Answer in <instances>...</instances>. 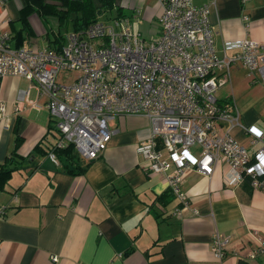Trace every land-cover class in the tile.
Here are the masks:
<instances>
[{
	"label": "crops",
	"instance_id": "0c3cea01",
	"mask_svg": "<svg viewBox=\"0 0 264 264\" xmlns=\"http://www.w3.org/2000/svg\"><path fill=\"white\" fill-rule=\"evenodd\" d=\"M92 1L98 6L99 0ZM192 2L213 3L209 22L219 56L225 41L252 38L264 44V0ZM27 3L33 10L25 16ZM65 7L58 0H0V21L14 43L45 47L54 44L57 33L64 34L59 24L72 25ZM111 9L137 26L143 39L157 36V0H114ZM226 54L233 56L236 50ZM234 69L245 72L234 65L230 81ZM0 101L8 117L0 126V167L13 170L0 186V205L6 207L0 217V264H237L264 235V193L253 190L248 181L228 184L224 162L211 176L196 170L186 173L181 187L198 213L185 209L176 216L180 203L165 175L150 172L136 152L149 135L145 116L112 119L108 126L116 132L97 158L87 160L73 147L71 156L61 154L55 162L48 151L59 133L46 97L27 79L6 76L0 79ZM239 113L243 124L264 130V120L258 125ZM231 133L249 144L240 128ZM215 231L229 237L222 259L211 251ZM251 262L264 264V253Z\"/></svg>",
	"mask_w": 264,
	"mask_h": 264
},
{
	"label": "built area",
	"instance_id": "2783aa9c",
	"mask_svg": "<svg viewBox=\"0 0 264 264\" xmlns=\"http://www.w3.org/2000/svg\"><path fill=\"white\" fill-rule=\"evenodd\" d=\"M157 2L161 6L158 34L150 40L134 33L127 18L117 16L114 24L96 20L67 32L59 47L17 46L0 21V79L23 77L35 86L46 97L59 133L55 146L72 144L87 160L97 158L116 132L108 126L112 119L145 116L149 135L138 143L136 152L150 172L165 175L180 203L174 211L178 217L185 209L198 213L181 187L186 173L196 170L211 176L219 162L226 164L228 184L248 181L253 190L264 193V130L243 124L228 98L217 96L230 82L234 65L245 70L251 84H264V44L252 38L225 41L219 56L209 22L213 3ZM243 20L249 30L248 17ZM229 49L236 54L228 56ZM0 113V126H5L8 117L1 101ZM234 127L247 135L248 145L234 138ZM48 156L56 162L53 150ZM5 210L0 205V217ZM228 243V236L215 231L213 255L222 259ZM262 253L264 235L243 256L254 259Z\"/></svg>",
	"mask_w": 264,
	"mask_h": 264
},
{
	"label": "rangeland",
	"instance_id": "374dc122",
	"mask_svg": "<svg viewBox=\"0 0 264 264\" xmlns=\"http://www.w3.org/2000/svg\"><path fill=\"white\" fill-rule=\"evenodd\" d=\"M117 16H122V14L118 13L116 9H106L98 16V20L107 24H114L113 18ZM131 28L134 33H138L139 29L133 23ZM59 29L61 33H66V31H72L73 27L68 22L59 24ZM39 46L43 47L42 44ZM248 81L245 72H237L234 69L231 81L217 91V96L221 100L228 98L230 104L235 102L236 107L242 112L246 120L251 119L260 125L264 120V84L251 85Z\"/></svg>",
	"mask_w": 264,
	"mask_h": 264
},
{
	"label": "trees",
	"instance_id": "16d2710c",
	"mask_svg": "<svg viewBox=\"0 0 264 264\" xmlns=\"http://www.w3.org/2000/svg\"><path fill=\"white\" fill-rule=\"evenodd\" d=\"M58 1H60V3L66 4L65 16H66L67 20L72 22L73 31H78L80 29H83L87 25H89L90 23L98 20V16L104 10L111 9L113 6V2H114V0H99L98 6H95L92 0H58ZM31 10H33L31 3H27V5L24 7L25 16H27L29 14V12H31ZM71 14H74V15L72 17H70ZM65 16L60 15L59 18H62ZM66 33H64V34L57 33L55 35V39L53 40L54 44H52V45L59 47L61 45V43L63 42L64 36ZM19 43L20 42H16L15 45L20 46L21 44H19ZM52 45H49V46H52ZM19 140H20L19 137H16V139H15L16 144ZM50 150H53L55 152V156H59L61 154H63L64 156H71L72 152H73V145L68 144L65 147L57 148L55 146V143H54L53 147H51L49 149V151ZM10 161H11V159H10ZM84 169H85V167H81L79 170L83 171ZM12 171L13 170L11 168L8 169L5 165H2L0 167V186H3V184L9 179ZM69 172H71V171H69ZM251 260H253V259H248L245 256H239L237 264H254L251 262Z\"/></svg>",
	"mask_w": 264,
	"mask_h": 264
}]
</instances>
